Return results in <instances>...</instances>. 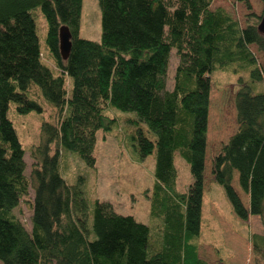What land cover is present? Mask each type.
Masks as SVG:
<instances>
[{"label":"trees","instance_id":"1","mask_svg":"<svg viewBox=\"0 0 264 264\" xmlns=\"http://www.w3.org/2000/svg\"><path fill=\"white\" fill-rule=\"evenodd\" d=\"M214 1L99 0L102 33L95 41L80 36L83 0H0L2 264H210L199 255L207 162L240 219L264 217V64L251 49L255 44L264 51L262 16L250 13L242 26L224 7L212 8ZM237 1L251 9L250 0ZM37 8L47 23V50L37 31ZM62 26L71 33L67 59L60 51ZM173 51L178 64L168 89ZM217 70L237 76L238 126L209 162ZM41 95L56 107V118L42 123L28 176L26 149L9 111L14 102L20 114L42 112ZM109 106L134 112L125 120L146 123L155 134L137 128L134 138L142 156H156L150 196L151 215L160 220L156 237L109 201L97 200L91 217L82 187L61 170V149L96 167L97 133L116 122L106 113ZM177 153L194 175L186 191L177 186ZM20 204L32 211L31 230L15 212ZM250 240L255 264H264V228Z\"/></svg>","mask_w":264,"mask_h":264},{"label":"rangeland","instance_id":"2","mask_svg":"<svg viewBox=\"0 0 264 264\" xmlns=\"http://www.w3.org/2000/svg\"><path fill=\"white\" fill-rule=\"evenodd\" d=\"M251 9L244 2L237 0H215L212 8L224 7L242 26H246L248 15L264 13L263 0H250ZM41 46L46 47L47 23L39 8L33 10ZM101 9L99 0H83V10L80 22V36L95 41H101ZM258 61L264 64V51L251 45ZM178 57L173 51L168 72L167 88L173 89L175 69ZM237 76L225 70H217L213 75L208 114L207 151L209 162L218 153L222 144L237 129L235 96L238 90ZM263 87V85H262ZM41 93V92H40ZM43 111H31L20 114L11 103L9 117L14 122L20 140L26 149V174L31 176L35 158L33 149L42 137V123L44 120L55 121L56 107L47 101L43 95L40 98ZM106 113L115 116L116 122L108 132L99 130L94 155L97 158L96 167L88 166L76 152L61 149V170L70 184H79L88 203V210L92 217L95 202L109 201L116 212L132 215L138 221L151 227V233L157 236L158 218L151 215L150 196L156 181L155 153L142 156L137 147L134 136L137 128L153 138L146 123H130L126 117H135L134 112L122 111L109 106ZM55 148V146H54ZM175 164L178 169L177 186L181 191L188 190L194 180L189 164L179 154H176ZM233 185L239 190L237 177ZM242 196L244 192L240 190ZM31 194H34L31 188ZM248 203L247 197H244ZM16 214L31 230L32 211L20 204L15 209ZM264 228V217L253 216L248 220L240 219L231 210L224 188L211 174V162L205 172V186L202 205V231L200 240L206 245L201 246L200 255L210 264H255L253 245L250 235L261 232ZM0 264L2 262L0 261Z\"/></svg>","mask_w":264,"mask_h":264},{"label":"water","instance_id":"3","mask_svg":"<svg viewBox=\"0 0 264 264\" xmlns=\"http://www.w3.org/2000/svg\"><path fill=\"white\" fill-rule=\"evenodd\" d=\"M264 1V0H263ZM261 32L264 33V13L262 14L261 21L258 25ZM71 33L67 26H62L60 29V51L64 59L68 58L71 48Z\"/></svg>","mask_w":264,"mask_h":264},{"label":"crops","instance_id":"4","mask_svg":"<svg viewBox=\"0 0 264 264\" xmlns=\"http://www.w3.org/2000/svg\"><path fill=\"white\" fill-rule=\"evenodd\" d=\"M228 201H229V200H228ZM229 203H230V202H229ZM230 207H231V210L233 211V208H232L231 204H230ZM203 245H206V246H204V247L209 246L207 243L205 244V243L201 242L200 245H199V255H200L201 246H203ZM200 256H201V255H200Z\"/></svg>","mask_w":264,"mask_h":264}]
</instances>
